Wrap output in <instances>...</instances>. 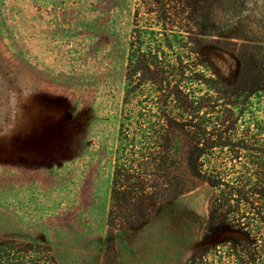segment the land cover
I'll return each instance as SVG.
<instances>
[{
  "label": "rangeland",
  "instance_id": "374dc122",
  "mask_svg": "<svg viewBox=\"0 0 264 264\" xmlns=\"http://www.w3.org/2000/svg\"><path fill=\"white\" fill-rule=\"evenodd\" d=\"M133 3L0 0V113L15 117L0 133V240L48 244L58 264H184L203 244L211 189L188 177L179 197L106 249ZM237 3L240 30L264 42V0ZM210 62L229 69L224 52Z\"/></svg>",
  "mask_w": 264,
  "mask_h": 264
},
{
  "label": "trees",
  "instance_id": "16d2710c",
  "mask_svg": "<svg viewBox=\"0 0 264 264\" xmlns=\"http://www.w3.org/2000/svg\"><path fill=\"white\" fill-rule=\"evenodd\" d=\"M237 2L134 0L107 250L116 231L147 224L192 177L211 193L203 244L184 264H264V42L240 30ZM214 51L228 56L226 72L211 64ZM0 264L58 262L48 244L5 238Z\"/></svg>",
  "mask_w": 264,
  "mask_h": 264
},
{
  "label": "clouds",
  "instance_id": "9594fccd",
  "mask_svg": "<svg viewBox=\"0 0 264 264\" xmlns=\"http://www.w3.org/2000/svg\"><path fill=\"white\" fill-rule=\"evenodd\" d=\"M33 92L24 93L25 98L27 99ZM15 119L14 116H6L0 113V133L2 134H9L13 130V123L12 121Z\"/></svg>",
  "mask_w": 264,
  "mask_h": 264
}]
</instances>
